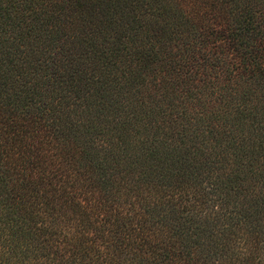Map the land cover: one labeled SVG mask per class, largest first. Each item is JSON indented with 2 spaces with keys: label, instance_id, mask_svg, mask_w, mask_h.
I'll list each match as a JSON object with an SVG mask.
<instances>
[{
  "label": "trees",
  "instance_id": "16d2710c",
  "mask_svg": "<svg viewBox=\"0 0 264 264\" xmlns=\"http://www.w3.org/2000/svg\"><path fill=\"white\" fill-rule=\"evenodd\" d=\"M0 264H264V0H0Z\"/></svg>",
  "mask_w": 264,
  "mask_h": 264
}]
</instances>
